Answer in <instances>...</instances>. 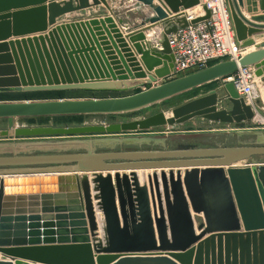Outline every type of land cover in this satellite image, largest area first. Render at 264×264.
Wrapping results in <instances>:
<instances>
[{"label":"water","instance_id":"95a60500","mask_svg":"<svg viewBox=\"0 0 264 264\" xmlns=\"http://www.w3.org/2000/svg\"><path fill=\"white\" fill-rule=\"evenodd\" d=\"M135 1L150 15L124 37L108 0H0V92L127 91L150 85L119 97L0 102V118L125 113L217 81L238 65L253 66L257 76L264 73V41L250 37L264 33L259 24L264 0H258L262 14L251 18L240 8L245 3L247 13L256 12V0H224L236 40L247 50L238 63L223 60L174 78L168 35L208 18L209 10L202 5L204 15L188 21L186 12L200 0ZM99 5L105 14L56 21ZM156 25L158 48L143 41L144 30ZM250 46L255 48L248 51ZM112 47L120 49L117 57ZM128 78L147 79L102 81ZM223 103L228 105L219 107ZM255 116L234 84L225 82L169 113L106 124L15 126L0 130V137L112 135L177 128L197 117L245 128ZM221 134L209 138L211 145L174 146L168 136L161 144L160 136L156 148L133 150H101L99 145L115 143L108 138L0 143V264H264V136ZM75 142L85 146L59 147ZM140 169L152 170L142 184ZM124 170L129 173H120ZM191 212L202 215L196 225Z\"/></svg>","mask_w":264,"mask_h":264},{"label":"crops","instance_id":"0c3cea01","mask_svg":"<svg viewBox=\"0 0 264 264\" xmlns=\"http://www.w3.org/2000/svg\"><path fill=\"white\" fill-rule=\"evenodd\" d=\"M59 1V0H57ZM91 1V0H89ZM109 4L111 6L113 15L116 19L120 20L121 23L119 24L120 30L122 32V35L125 37V35L133 32V31H137L139 28L138 25H140V22L145 20L147 18V16H149L150 14L146 11V8H144L143 6H136V1L135 0H108ZM154 3L157 4V1L154 0ZM246 4L244 3L243 6L240 8L242 13L247 17V18H251L254 15H261L262 11L260 9V5H259V1L256 0V12H250L247 13L246 12ZM107 12V10L105 9V7L103 5H99V6H93L90 8H86V9H81L78 11H73L70 13H66L58 18H56V21H68V20H77V19H85L86 17H90L93 15H100V14H105ZM169 16V15H168ZM259 24H264V22H260ZM144 25H149V23H145ZM146 26H142L141 28H145ZM161 28L160 25H156L153 26L150 29H145L144 30V35H145V39L143 40L144 43L147 45V43H149L150 46L153 47H159V45L157 44V42L160 40L161 36ZM257 44L261 43L264 41V33L263 34H252L250 36ZM143 41H140V43H142ZM126 43L128 44V47H130L131 52L134 54V57L137 59V61L140 64V67L145 71V68L140 60V54H137L135 49L132 47V43L129 41V38H126ZM254 46H250L248 48V51L254 49ZM120 50V49H119ZM117 48L113 49L112 47V52L115 53V57H117V51H119ZM126 60V58H125ZM123 59V61H125ZM116 61L119 63L118 66L122 67L123 69V64L121 63L120 59H116ZM110 62V60H109ZM125 64L127 65L128 63L125 61ZM113 67V66H112ZM131 69V68H130ZM258 84H257V89L258 92H260V90H262V93L264 95V73L262 74V76H258ZM147 78H128L125 80H102L103 82H108L109 84H114V85H118L121 83H126V84H134V83H140L142 81H144ZM260 79H262V82L260 81ZM164 82V80H157L156 83H162ZM156 83H152V85H155ZM260 83V85H259ZM262 83V84H261ZM222 85L221 80L219 79L216 83V88H220V86ZM150 85L147 84H143L142 86L135 88V89H131V90H127V91H109V90H84V89H66V90H51V91H27V92H0V102H9V101H36V100H55V99H84V98H107V97H119V96H125V95H130L133 94L137 91L143 90L148 88ZM206 91L201 90L199 93L197 94H201L204 93ZM44 94H49V95H44ZM196 94V95H197ZM222 92H218V96L221 95ZM195 96V95H194ZM192 97V96H191ZM260 94H259V99L256 98V108L257 110L259 109H264V102L262 101V99L260 98ZM190 97L184 99L183 101L189 99ZM182 101V102H183ZM179 104V103H178ZM177 105V104H176ZM225 105H228L226 103L221 104V106L219 107H226ZM218 107V108H219ZM256 110V111H257ZM258 113V111H257ZM259 115V114H258ZM255 118L252 120V122H254ZM256 121V120H255ZM252 122L250 123V127L246 126L245 128H236L234 126L233 123H219V122H211V121H207L201 117H197L194 119H191L179 126H183L182 128L177 127L174 128L176 129L175 132L178 133H189L192 131H199V132H205V136H209V138L213 137V136H221V133H227L229 131L226 130H230V132H241L239 130H249L248 132H255L254 131V127L251 126ZM192 126L195 129H185L188 126ZM166 129H170V127L165 126ZM198 127L200 129H198ZM159 127H154L151 128L149 130H145L143 132L144 136H137V138L132 139V140H122V138H124L125 135L128 134H132V133H121V134H112V135H91L92 138H108V139H114L115 143L112 145H106V144H101L98 147H102L101 150H105L107 149H121V150H133V149H154L156 148V140L155 138L158 136H154L153 135V131H150L152 129H156ZM172 128V127H171ZM205 129V130H204ZM138 132V131H135ZM246 132V131H245ZM164 134H168L167 132ZM163 136H168V135H163ZM132 138V137H131ZM141 139V140H138ZM192 145V144H189ZM245 163V161H241L238 164L243 165ZM167 172V170H165ZM183 171V170H182ZM129 173L127 170L121 171L120 173ZM139 177V182L140 184L144 183L146 181V175L151 173L152 170H137L136 171ZM105 173V172H104ZM113 173V172H112ZM151 204V202H150ZM192 216L194 218L195 221V225L198 223L196 220H200L202 218V215H195L194 213H192ZM155 227V226H154ZM199 231L196 229L195 233L197 234Z\"/></svg>","mask_w":264,"mask_h":264},{"label":"built area","instance_id":"2783aa9c","mask_svg":"<svg viewBox=\"0 0 264 264\" xmlns=\"http://www.w3.org/2000/svg\"><path fill=\"white\" fill-rule=\"evenodd\" d=\"M202 5L210 12L208 18L193 24L189 23L186 27L168 35V43L174 57V71L170 75L173 78L204 69L213 62L234 60L238 63L247 51L236 40L224 0H200L197 9L193 8L186 12L187 20L203 16ZM258 79L253 66L238 65L232 74L220 80L222 84L232 82L238 94L257 113Z\"/></svg>","mask_w":264,"mask_h":264},{"label":"rangeland","instance_id":"374dc122","mask_svg":"<svg viewBox=\"0 0 264 264\" xmlns=\"http://www.w3.org/2000/svg\"><path fill=\"white\" fill-rule=\"evenodd\" d=\"M218 81V80H217ZM262 82V79H260ZM262 84V83H261ZM260 85V83H259ZM264 86V85H263ZM201 90H204V87H200L194 90H189L186 92H183L181 94H178L176 96H173L169 100L166 101H161L155 104H152L150 106L144 107L142 109L136 110V111H130V112H125V113H119V114H114V115H78V116H38V117H20V118H0V130L2 129H12L15 126L19 127H33V126H74V125H85V124H106V123H114V122H122V121H129L134 118L138 117H144L148 116L154 113H157L159 111H164L165 113L170 112V108L172 106H175L178 103H181L184 99L192 96L194 93H199ZM261 93L258 92V89L256 91V98L259 99V94L260 98L264 102V95L262 93V90H260ZM44 95H49V94H44ZM261 115L264 119V109H258V113H256V121L252 122L251 126L254 127L255 132H260L261 134H258L259 137L264 136V120L259 121V117L257 116ZM194 125L191 124V126H188L185 129H195L192 127ZM159 128L152 129L150 131H153V135L159 140V143L163 144V135H168L170 140L173 141V145H198V144H204V145H211L213 144V139H209V136H205L202 134H205V132H199V131H192L189 133H178L175 132L176 129L171 128L166 129L165 126H158ZM182 128L181 126H179ZM250 127V125L248 126ZM183 129V128H182ZM198 129H200L198 127ZM205 130V129H204ZM145 131V130H144ZM144 131H138V132H128L132 134L125 135L124 137H133L137 138V136H144L143 132ZM229 131L230 130H226ZM239 131H250L249 130H239ZM168 134H164V133ZM177 135V136H176ZM172 136V137H171ZM223 137V136H222ZM220 137L218 138L219 141L218 143H221L223 141V138ZM80 139V138H92L91 135H86V136H72V137H37V138H2L0 137V143L3 142H12V143H17V142H30V141H59V140H67V139ZM244 139H248V137H242L241 141H244ZM235 141V139H233ZM169 142H164L165 146H168ZM48 151H52L50 149H45ZM45 150H35V149H25L24 151H30V152H39V151H45ZM71 150V149H67Z\"/></svg>","mask_w":264,"mask_h":264},{"label":"trees","instance_id":"16d2710c","mask_svg":"<svg viewBox=\"0 0 264 264\" xmlns=\"http://www.w3.org/2000/svg\"><path fill=\"white\" fill-rule=\"evenodd\" d=\"M214 63H215V62H213V63H211V64H214ZM216 83H217V81H212V82L207 83V84H204V85H202V86H200V87H204V91H207V90H209V89H211V88H214V87L216 86ZM200 87L193 88V89H191V91L194 90V89L200 88ZM194 95H196V93L192 94V96H194ZM190 97H191V96H190ZM171 98H172V97H171ZM169 99H170V98L165 99V100H163V101H166V100H169ZM107 115H114V114H107ZM65 116H78V115H65Z\"/></svg>","mask_w":264,"mask_h":264},{"label":"bare ground","instance_id":"6f19581e","mask_svg":"<svg viewBox=\"0 0 264 264\" xmlns=\"http://www.w3.org/2000/svg\"><path fill=\"white\" fill-rule=\"evenodd\" d=\"M199 7V6H198ZM198 7H196V8H194V9H197ZM261 115H258L257 116V118L259 117V121L261 120H264L262 117H260ZM80 144H82V145H84L83 143H79V142H75V143H67V144H62V146H59V147H62V148H64V147H74V148H76V147H78V146H82V145H80ZM92 145H93V143H92ZM85 146V145H84ZM239 162H237V164H238Z\"/></svg>","mask_w":264,"mask_h":264}]
</instances>
